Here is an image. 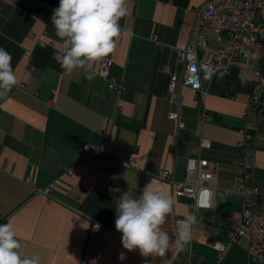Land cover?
<instances>
[{"label": "crops", "instance_id": "crops-1", "mask_svg": "<svg viewBox=\"0 0 264 264\" xmlns=\"http://www.w3.org/2000/svg\"><path fill=\"white\" fill-rule=\"evenodd\" d=\"M207 1L127 0L129 14L120 23L135 36L122 35L104 58L112 61L111 77L121 86L114 90L95 75L100 61L89 80L53 60V52L62 51L51 26L59 0H0V47L11 53L19 80L0 98V224L11 219L22 256L36 255L40 264H264L251 260L245 240L221 260L209 244L228 242L232 215L242 208L236 190L241 143L253 166L250 184L259 189L255 210L264 214V102L249 111L255 71L233 67L216 75L204 83L203 99L180 81L170 92V72L181 76L184 70L177 67V49L189 42L195 10ZM203 111L214 120L201 121ZM247 112L255 129L249 142ZM88 145L100 152L87 153ZM191 157L208 159L210 171L219 166L211 210L176 198L159 179L143 182L162 170L183 181ZM151 180L175 202L164 231L175 236V221L190 213L198 220L192 244H172L164 257L126 250L115 229L121 192L136 185L139 195ZM48 187L51 192L43 194Z\"/></svg>", "mask_w": 264, "mask_h": 264}, {"label": "built area", "instance_id": "built-area-1", "mask_svg": "<svg viewBox=\"0 0 264 264\" xmlns=\"http://www.w3.org/2000/svg\"><path fill=\"white\" fill-rule=\"evenodd\" d=\"M211 34L215 43L211 40ZM153 40L158 43V36ZM176 64L184 70L181 76L176 71L170 72V92H174L180 81L202 99L208 94L204 83L210 82L216 75L228 74L233 67L255 71L258 81L249 111L260 107L264 102V0H208L198 7L189 42L177 49ZM111 67V60L102 59L95 75L106 79L110 89L118 90L121 86L112 79ZM247 116L248 112L244 116L243 130L249 142L255 138V129L246 120ZM170 118L177 120L178 115L171 114ZM200 118L201 121L213 120V116L206 111L202 112ZM203 146L209 145L204 142ZM84 149L87 153L100 152L99 148L90 145ZM239 156L236 190L242 196V208L232 215L228 242L210 241L209 244L218 252L221 260L232 245L245 240L251 260L264 262V214L255 210L259 189L250 184L253 166L249 162L246 143H241ZM210 166L208 159L191 157L187 160L183 181H175L169 171L162 170L156 175H145L143 182L156 178L168 183L173 187L176 198L190 200L195 209L208 211L213 208L220 172L218 165L211 171ZM41 192L48 195L51 188ZM181 219L184 218L175 221V228ZM192 242L193 238L190 245Z\"/></svg>", "mask_w": 264, "mask_h": 264}, {"label": "clouds", "instance_id": "clouds-1", "mask_svg": "<svg viewBox=\"0 0 264 264\" xmlns=\"http://www.w3.org/2000/svg\"><path fill=\"white\" fill-rule=\"evenodd\" d=\"M128 14L127 0H59L52 12L51 26L62 41V51H54L53 60L68 74L79 69L87 79H93L94 64L114 51L116 41L122 35L135 36L131 27L120 23ZM12 59L11 53L0 47V98L19 84ZM153 184L151 180L139 195L135 192L136 185L121 192L115 201V229L122 233L121 243L126 250L138 249L144 257H164L172 244L180 249L190 245L197 217L190 213L178 220L175 236L164 231L162 226L175 202L168 193L154 189ZM20 248L11 219L0 224V264H40L36 255L22 256Z\"/></svg>", "mask_w": 264, "mask_h": 264}, {"label": "trees", "instance_id": "trees-1", "mask_svg": "<svg viewBox=\"0 0 264 264\" xmlns=\"http://www.w3.org/2000/svg\"><path fill=\"white\" fill-rule=\"evenodd\" d=\"M213 120H214V118H213Z\"/></svg>", "mask_w": 264, "mask_h": 264}]
</instances>
